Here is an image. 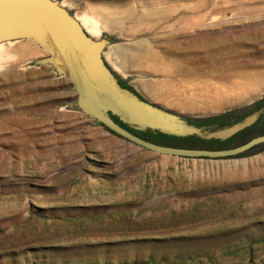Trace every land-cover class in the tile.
<instances>
[{
    "label": "rangeland",
    "instance_id": "rangeland-1",
    "mask_svg": "<svg viewBox=\"0 0 264 264\" xmlns=\"http://www.w3.org/2000/svg\"><path fill=\"white\" fill-rule=\"evenodd\" d=\"M56 1L108 39L115 74L184 118L264 93V0ZM44 55L0 43V264H264V148L142 149L71 108Z\"/></svg>",
    "mask_w": 264,
    "mask_h": 264
},
{
    "label": "water",
    "instance_id": "water-1",
    "mask_svg": "<svg viewBox=\"0 0 264 264\" xmlns=\"http://www.w3.org/2000/svg\"><path fill=\"white\" fill-rule=\"evenodd\" d=\"M18 39H28L44 51L34 64L49 65L54 74L64 77L73 93L71 108L142 149L167 156L221 158L264 142V133H259L226 148L175 147L152 143L129 132L111 115L135 130L224 140L255 123L264 114V104L228 125L213 128L197 126L178 113L140 98L122 87L104 62L101 53L108 39L90 37L56 0H0V42Z\"/></svg>",
    "mask_w": 264,
    "mask_h": 264
},
{
    "label": "trees",
    "instance_id": "trees-1",
    "mask_svg": "<svg viewBox=\"0 0 264 264\" xmlns=\"http://www.w3.org/2000/svg\"><path fill=\"white\" fill-rule=\"evenodd\" d=\"M112 71V70H111ZM113 72V71H112ZM114 73V72H113ZM114 75L118 79V83L127 89H131L129 85L126 84L125 81L120 79L115 73ZM133 91V90H132ZM134 92V91H133ZM135 93V92H134ZM138 95V94H137ZM139 96V95H138ZM140 97V96H139ZM141 98V97H140ZM264 104V93L260 99H257L252 103V106L254 109L260 107L261 105ZM249 106H244L242 108H234L231 110H227L221 113H217L214 115H209L205 117H200L196 119H187L189 122L197 125V126H206V125H212L213 128L221 127L224 125H228L240 118H242L244 115L249 113ZM112 119L116 121L119 125L123 126L125 129H127L129 132L132 134L148 140L152 143L160 144V145H167V146H175V147H190V148H209V149H220V148H226V147H231L238 145L250 137L254 133H264V114L252 125L238 131L237 133L233 134L232 136L224 139V140H218V139H201L192 135L188 136H173V135H167L163 133H159L157 131H151V130H135L130 127H127L125 124L121 123L115 116L111 115ZM258 122L259 125L257 126L256 129H253L254 125L257 124ZM102 126V125H100ZM104 128V127H103ZM105 129V128H104ZM110 132V131H108ZM111 133V132H110ZM113 134V133H112ZM264 148V142L260 143L258 145H255L251 147L250 149L239 153L235 156H244L246 155L249 151L255 150L257 148Z\"/></svg>",
    "mask_w": 264,
    "mask_h": 264
},
{
    "label": "crops",
    "instance_id": "crops-1",
    "mask_svg": "<svg viewBox=\"0 0 264 264\" xmlns=\"http://www.w3.org/2000/svg\"><path fill=\"white\" fill-rule=\"evenodd\" d=\"M103 58V57H102ZM103 60H104V58H103ZM104 62H105V60H104ZM106 63V62H105ZM106 65H107V63H106ZM109 67V66H108ZM110 68V67H109ZM111 69V68H110ZM117 75V74H116ZM118 76V75H117ZM119 77V76H118ZM120 78V77H119ZM121 79V78H120ZM123 81H125L124 79H122ZM126 82V84L127 85H129L128 83H127V81H125ZM130 86V85H129ZM131 87V89L136 93V94H138L135 90H134V88L132 87V86H130ZM139 95V94H138ZM140 96V95H139ZM141 97V96H140ZM144 99V98H143Z\"/></svg>",
    "mask_w": 264,
    "mask_h": 264
},
{
    "label": "bare ground",
    "instance_id": "bare-ground-1",
    "mask_svg": "<svg viewBox=\"0 0 264 264\" xmlns=\"http://www.w3.org/2000/svg\"><path fill=\"white\" fill-rule=\"evenodd\" d=\"M91 29H92V27H91ZM26 40H28V39H26ZM5 42H7V41H5ZM0 43H2V42H0ZM17 119V118H16ZM9 121H12V120H9V119H7V120H5V125H8L9 124ZM19 122H21L20 120H18Z\"/></svg>",
    "mask_w": 264,
    "mask_h": 264
},
{
    "label": "flooded vegetation",
    "instance_id": "flooded-vegetation-1",
    "mask_svg": "<svg viewBox=\"0 0 264 264\" xmlns=\"http://www.w3.org/2000/svg\"><path fill=\"white\" fill-rule=\"evenodd\" d=\"M142 98V97H141Z\"/></svg>",
    "mask_w": 264,
    "mask_h": 264
}]
</instances>
